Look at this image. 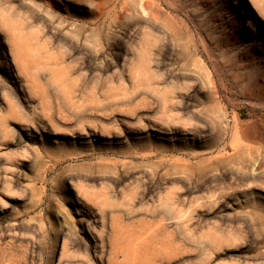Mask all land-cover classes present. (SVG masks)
<instances>
[{
  "label": "rangeland",
  "instance_id": "rangeland-1",
  "mask_svg": "<svg viewBox=\"0 0 264 264\" xmlns=\"http://www.w3.org/2000/svg\"><path fill=\"white\" fill-rule=\"evenodd\" d=\"M262 109L264 0H0V264H264Z\"/></svg>",
  "mask_w": 264,
  "mask_h": 264
},
{
  "label": "bare ground",
  "instance_id": "bare-ground-1",
  "mask_svg": "<svg viewBox=\"0 0 264 264\" xmlns=\"http://www.w3.org/2000/svg\"><path fill=\"white\" fill-rule=\"evenodd\" d=\"M255 5H256V4H255ZM256 7H257V6H256ZM258 8H259V7H258ZM219 125H220V124H219ZM217 129H218V128H217ZM221 130H222V129H220V131H219V129H218V131H219L218 133H220ZM243 131H244V129H243ZM222 132H223V130H222ZM232 133H235V132H232ZM243 133H244V132H243ZM234 135L236 136L237 134H234ZM218 136H219V135H218ZM223 142H224V141H223ZM211 144H212V143H211ZM211 144H210V146H211ZM244 147H245V146H244ZM236 148H237V146H236ZM155 149H156V148H155ZM224 149H225V148H223V150H224ZM156 150H159V149H156ZM154 151H155V150H154ZM123 153H124V152H123ZM248 153H249V152H248ZM248 153H247V154H248ZM125 154H126V153H125ZM227 154H228V153H227ZM121 156H122V155H121ZM141 158H142V157H141ZM174 159H175V158H174ZM178 161H179V160H178Z\"/></svg>",
  "mask_w": 264,
  "mask_h": 264
},
{
  "label": "built area",
  "instance_id": "built-area-1",
  "mask_svg": "<svg viewBox=\"0 0 264 264\" xmlns=\"http://www.w3.org/2000/svg\"><path fill=\"white\" fill-rule=\"evenodd\" d=\"M261 112H264V109H262Z\"/></svg>",
  "mask_w": 264,
  "mask_h": 264
}]
</instances>
